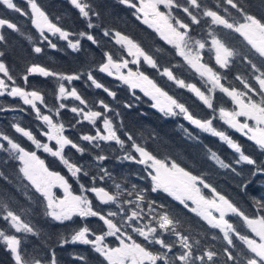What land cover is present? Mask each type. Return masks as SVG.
I'll return each mask as SVG.
<instances>
[{"label": "snow or ice", "instance_id": "snow-or-ice-1", "mask_svg": "<svg viewBox=\"0 0 264 264\" xmlns=\"http://www.w3.org/2000/svg\"><path fill=\"white\" fill-rule=\"evenodd\" d=\"M118 2L134 9L133 14L138 20L154 29L162 40L175 49L176 54L182 57L187 66L199 76L203 89L195 83H187L184 79L177 77L169 67L161 69L153 56L146 52L138 43L119 31L113 33L108 29L103 30V35L105 37L112 36L115 43L124 48L128 56L133 59L131 61L124 58L117 60L114 59L111 53L105 52V60L98 67L99 72L106 73L109 76L115 75L117 79L132 89L139 88L154 101L152 106L165 116H182L184 120L188 121L196 129L218 137L221 142L227 144L230 149L238 154V158L235 161L236 164L244 163L253 166L247 183L242 185L245 189L248 184L253 182L254 178L258 176L264 177V164H258L254 158L245 154L241 145L234 141L226 131L218 130L214 126V121L218 119L224 125H227L228 128L234 129L248 140L254 142L258 149L264 153V70H261L257 64L245 57L244 59L251 65L252 79L255 80L258 87L239 74L236 75L235 80L239 81L242 88L226 85L222 82L226 77H222L218 70L204 62L202 53L208 46V40L204 38L197 39L190 35V25H199L201 23L200 16L210 18L211 25L239 33L254 52L260 58H264V20L245 12L238 5L237 0H224V2L240 13L242 22L234 18L229 20L217 11L205 7L201 0H183V2L181 0H118ZM26 3L30 13L19 7L14 0H0V5L6 6L7 9L13 10L22 16H29L32 25L39 32L41 42L46 41L52 49H56L57 44L49 38L50 36L66 41L68 47L74 51L80 50L82 39H86L94 45L98 44L95 36L88 32L81 31L78 34H73L54 23L37 3V0H26ZM69 3L87 21L89 29L96 27L92 23L91 18L93 16L99 17L100 14L93 9L88 0H69ZM161 5L167 9L166 12L161 11ZM174 9H179L186 14L190 19V23H186L180 17L173 15ZM5 27L16 32L20 31L15 23L0 18V30ZM73 35H77L79 38L73 40L70 38ZM207 35L210 37L208 50L214 52L216 65L220 69L229 67L231 58L237 55L235 50L226 46L217 37L215 31L210 30ZM4 40L5 36L0 34V42ZM29 40H31V37H29ZM32 50L37 54L43 51L40 46H34ZM3 56L4 52L0 51V57ZM141 60L151 68L156 69L161 76L167 77L169 81L174 82L179 88L187 89L203 106L210 110L211 115L207 118L197 117L184 103L165 92L139 68L136 71L129 68L126 74L122 71V69L128 68L129 63L139 65ZM0 74H2L0 76V96L7 95L12 98H19L23 105L30 106L35 112L36 118L47 127L46 131L41 130V134L46 136L48 141H55L56 147H50L49 143H42L30 130H26L19 124L12 125L15 132L26 137L37 149H43L44 152L58 158L66 166L71 176L76 178L77 183L80 181L81 174L86 177L90 176V173L85 170L83 165L72 163L65 157L64 151L68 146L81 155L84 154L86 149L64 134L65 125L63 123L54 122L53 115L42 112L38 104L43 105L45 108L48 107L42 93L38 90H26L24 87L17 85L15 77L10 73L3 60H0ZM37 74L42 77H55L60 81L58 100H67L71 97L78 101L79 105L83 106H72L70 108L72 113L80 117V119L76 120L77 124L87 121L95 127V134H83L80 137L82 141L88 142L93 149H100L101 142H114L121 149L124 148L126 142L118 135L117 127L107 115L108 112L113 111L110 106L105 101L100 100L98 104L102 111L94 110L75 87L71 88V90L66 87L64 81L71 83L79 80L81 78L79 74L66 75L56 73L38 64H32L27 67L22 79L27 83L29 76ZM87 79L91 81L95 88L103 89L108 96L115 99L116 93L99 83L91 72L87 74ZM217 92L227 97L233 107H217L214 104ZM67 107L66 104L61 102L55 111V115L59 116V109ZM126 107H130V105H126ZM2 110L0 109V111ZM21 110L23 111V109ZM52 111L53 109H48L49 113ZM240 117L245 118L243 122L239 119ZM97 121H101L100 127L96 126ZM248 121L253 123L250 124ZM125 135L127 140L131 141V149L138 156L133 155L129 151L125 152L123 156L117 157V159L133 161L144 165L146 170L150 169L148 176L151 178V192L162 191L167 193L185 208H189L187 202L191 201L195 207L189 208V210L207 221L211 228L218 229L222 233V238L227 245L223 249L226 257L225 264H227V261H233L234 264H264V215L249 217L230 200L216 193L214 188L211 191L215 193L218 199L209 200L205 198L197 184H202L204 188H211V186L205 183L201 177L192 175L175 161L169 162L165 159L157 158L145 146L137 143L131 134L125 133ZM0 140L7 142V147H5L4 143H0V150L7 152L11 159L20 162L19 171L23 174V178L46 201V216L60 223L71 221L73 217H80L81 219L97 217L106 226L107 231L97 234L85 224L74 230L69 237L61 238V246L68 243L90 245L92 250L103 257L107 264H158V262H162V264H195L196 260L204 264L205 258L208 262H212L214 257L217 256V252L212 250L204 251L202 255H194L190 237L177 230V225L180 223L179 220L166 210L158 212L156 209H163L164 206L156 205L155 201L147 200L146 193L149 189L140 188L136 184H133L131 189H128L115 181H113L114 191H110L103 186H96L98 180L112 179L107 169L100 167L99 175L90 176L91 186L80 183V194H73L68 180L60 173L50 171L35 151H27L21 144L2 132H0ZM211 158L221 168H232L230 164L225 163L214 152L211 153ZM93 159L97 162H102L108 157L99 154L94 156ZM232 171L235 172L236 169L232 168ZM239 174L237 172V175ZM2 176L3 173L0 172V177ZM57 187L63 190L64 195L62 198L57 197L53 192V189ZM87 193L94 194L95 199L101 205H115L118 211L108 210L103 213L100 210H96L93 207V200L89 198ZM125 196L134 197V199L125 198L121 200V197ZM145 201H147L148 208L147 216H145L144 208L142 207ZM257 203L258 209L264 211V203ZM125 206L128 207L126 208ZM213 212L218 213V216L214 215ZM230 214L239 217L253 236L243 235L237 231L234 224L226 219ZM117 216H120L119 223L113 219ZM146 219L147 222H143ZM0 220L6 223L5 228H0V244H3L6 250L11 253L14 264H43L40 259L29 257L22 248V243L28 235L35 236L38 233L29 222L22 219L20 214L8 206L4 196H0ZM10 229H14V234H9ZM129 229L142 237L148 245H158L160 250L154 251L136 242L129 233ZM16 234L23 235L18 236ZM109 236L115 237L119 241V246L110 247L105 243L106 237ZM166 236H173L175 240L169 242L165 239ZM234 237L247 249L246 252L242 251L239 253L242 257L241 260H237V255H234L231 250L236 248ZM177 243L182 251L173 253ZM196 243L198 244L199 241H196ZM170 253H173V255L170 256ZM76 259L84 260L85 258L79 256ZM48 264H57L54 251Z\"/></svg>", "mask_w": 264, "mask_h": 264}, {"label": "trees", "instance_id": "trees-1", "mask_svg": "<svg viewBox=\"0 0 264 264\" xmlns=\"http://www.w3.org/2000/svg\"><path fill=\"white\" fill-rule=\"evenodd\" d=\"M14 2L24 11L30 13L26 0H14ZM88 2L100 14L99 17L93 16L91 18L92 23L96 25L92 29L87 27V21L80 16L79 11L69 1L37 0V3L54 23L73 34H78L81 31L88 32L98 40V44L94 45L90 41L82 39L81 47L78 51L69 48L66 41L50 36L49 38L57 44V48L52 49L46 41L41 42L39 32L32 25L29 16H22L13 10L7 9L6 6L0 5V18L15 23L20 29L19 32L6 27L0 30V34L5 36V40L0 42V51L4 52V56L0 57V60H3L9 68L10 73L16 79L17 85L24 87L26 90H38L42 93L48 106L45 108L43 105L38 104L42 112L53 115L54 122L63 123L65 125L64 134L86 149L84 154L81 155L68 146L64 151L65 157L72 163L83 165L85 170L90 173V176L99 175L100 167L107 169L111 174L112 179L98 180L96 186H103L110 191H114L113 181H115L128 189H131L133 184L140 188L149 189L146 193L147 200L155 201L156 205L164 206L163 209L157 208L158 212L166 210L179 220L180 223L177 225V230L190 237L194 255H202L207 250L216 251L217 256L214 257L213 261L208 262L205 258L204 264H225L226 257L223 249L227 245L220 233L212 230L204 220L193 214L189 210L191 208L190 205L189 208H185L180 202L162 191L151 192V178L148 176V171L150 170H146L144 165L117 159V157L123 156L125 152L129 151L133 155L138 156L131 149V141L127 140L125 133L131 134L137 143L145 146L157 158L165 159L169 162L175 161L192 175L201 177L205 183L211 186L209 189L214 188L216 193L230 200L249 217L264 215V211L258 209L257 203H264V177L258 176L254 178L253 182L248 184L245 189L242 185L247 183L253 166L244 163L236 164L235 161L238 158V154L226 144L214 136L202 133L183 119H167L153 109L148 97L141 93L131 92L127 87L121 85L119 81H112L102 75L98 67L105 60V52L111 53L114 59L124 58L128 60L125 49L116 44L112 36L105 37L103 35V30L108 29L113 33L119 31L138 43L146 52L153 56L161 69L169 67L177 77L184 79L187 83H195L203 88L199 76L187 66L182 57L176 54L175 49L171 45L160 38L154 29L136 18L133 14L134 9L120 4L118 0H88ZM201 2L205 7L217 11L229 20L234 18L242 22L240 13L236 9L231 8L230 5H227L224 0H201ZM237 3L248 14L264 20V0H237ZM161 11H164V9L161 8ZM173 15L180 17L186 23H190V19L179 9H174ZM200 19L201 23L199 25H190V35L197 39L204 38L208 40V46L202 53L204 62L218 70L222 77H226V79L222 80L226 85L242 88L239 81L235 80L236 75L239 74L258 87L255 80L252 79L251 65L244 58L247 57L257 64L261 70H264V58H260L238 33L211 25L210 18L200 16ZM210 30L215 31L217 37L237 53L236 56L231 58L229 67L225 69H220L216 65L214 52L208 50L210 37L207 34ZM29 37H31V40H29ZM70 38L75 40L79 37L73 35ZM34 46H40L43 51L39 54L35 53L32 50ZM32 64H38L56 73L66 75L79 74L81 76L79 80L71 83L64 81L66 87L69 90L75 87L94 110L102 111L98 104L100 100L105 101L110 106L113 111L108 112L107 115L117 127L118 135L126 142L124 148L121 149L114 142H101L100 149H93L88 142L82 141L80 137L83 134H95V127L88 122L77 124L76 120L80 119V117L72 113L70 108L72 106H83L72 98L62 101L57 99L60 81L55 77H42L38 74L31 75L28 82L25 83L22 77L27 67ZM137 68L149 76L169 95L184 103L197 117L207 118L211 115L210 110L202 106L201 102L192 93L186 89L179 88L174 82L169 81L167 77L161 76L156 69L145 64L143 60H141L139 65H135L133 70L136 71ZM89 72L92 73L99 83L116 93L115 99L108 96L103 89H97L91 84V81L87 79ZM61 102L68 107L59 109V116H56L55 111ZM214 104L217 107H233L231 101L219 92L215 95ZM126 105H130V107H126ZM49 108L53 109L51 113L48 112ZM0 109H3L0 111V132L21 144L27 151H35L50 171L58 172L68 180L73 194H80V183L91 186L90 176L86 177L81 174L80 181L77 183L76 178L71 176L66 166L58 158L37 151L31 141L15 132L12 125L19 124L26 130H30L42 143H48L47 137L41 134V130L46 131L47 127L36 118V114L30 106L23 105L19 98L0 96ZM73 125L75 126L73 127ZM96 126L100 127L101 121H97ZM214 126L218 130L226 131L234 141L241 145L245 154L254 158L258 164H264V153L253 145L250 140L233 133L218 119L214 121ZM0 143H4L5 147H7L6 141L0 140ZM53 148H55L54 145ZM213 152L225 163L235 168L236 171H232V168H221L211 158V153ZM99 154L106 155L108 159L102 162L95 161L93 157ZM20 167L21 164L18 160L11 159L7 152L0 150V172L3 173V176L0 177V196H4L8 206L20 214L22 219L29 222L38 233L35 236L28 235L24 239L22 248L26 251V254L29 257L40 259L43 264H48L53 251L55 252L57 264H107L103 257L92 250L90 245L78 243L60 245L61 238L69 237L74 230L85 224L97 234L107 231L103 222L97 217H88L87 219L76 217L64 223L52 222L45 215L46 201L23 178V174L19 171ZM237 172L240 174L237 175ZM87 195L93 200V207L96 210H100L103 213L109 210V207L101 205L92 193H87ZM125 198L134 199V197L125 196L121 197V200ZM142 207L144 208L145 216H147V201L142 204ZM113 219L117 223L120 222L119 219ZM229 221L234 224L237 231L241 234L253 236L239 217L232 216ZM143 222L146 223L147 219ZM5 227L6 223L0 220V228ZM129 233L132 234L131 231ZM171 237L172 240H175V237ZM233 239L236 248L231 250L234 255H237V260H241L242 257L239 253L242 251L246 252L247 249L238 239L235 237ZM196 241H199V243L197 244ZM136 242L154 251L160 250L158 245H146L140 240H136ZM105 243L110 247L118 246L116 238H112ZM180 251L182 249L177 243L173 253H179ZM173 253L169 255L171 256ZM79 256H83L85 259H76ZM0 264H14L11 253L6 250L3 244H0ZM158 264H162V262H158ZM195 264H202V262L196 260ZM227 264H234V262L227 261Z\"/></svg>", "mask_w": 264, "mask_h": 264}, {"label": "rangeland", "instance_id": "rangeland-1", "mask_svg": "<svg viewBox=\"0 0 264 264\" xmlns=\"http://www.w3.org/2000/svg\"><path fill=\"white\" fill-rule=\"evenodd\" d=\"M67 1H69V0H67ZM160 8H163L164 9V11L166 12L167 11V9H165L164 7H163V5H161L160 6ZM146 25V24H145ZM148 26V25H147ZM239 34V33H238ZM240 35V34H239ZM241 36V35H240ZM126 51V50H125ZM126 53H127V51H126ZM128 55V54H127ZM133 58L131 57V56H128V60L129 61H131ZM183 59V58H182ZM136 64H132V63H129V65H128V68H126V69H122V71L126 74L127 73V71H128V69L130 68V69H132L133 70V67L135 66ZM134 71V70H133ZM119 82L121 83V85H123V86H125V87H127L131 92H137V93H141V94H143V95H145L144 94V92H142L139 88H136V89H132V88H130L127 84H124L122 81H120L119 80ZM203 89V88H202ZM187 90V89H186ZM193 95V94H192ZM4 96H7V95H4ZM146 96V95H145ZM194 96V95H193ZM3 97V96H2ZM9 97V96H8ZM149 97V96H148ZM195 97V96H194ZM69 98H71V97H69ZM150 98V97H149ZM151 99V98H150ZM152 103H154V101L152 100ZM205 107V106H204ZM157 112H159V113H161V114H163L162 112H160L157 108H154ZM164 115V114H163ZM166 117H168V118H170V117H176V116H166ZM239 119H245L244 117H240ZM84 122H87V121H84ZM250 124L251 123H253L252 121H248ZM202 133H204V132H202ZM205 134H208V133H205ZM208 135H210V134H208ZM212 136V135H211ZM216 138H218V137H216ZM219 139V138H218ZM48 143H49V146L50 147H53V145L55 146V141H48ZM224 143V142H223ZM51 144H53V145H51ZM225 144V143H224ZM227 145V144H226ZM56 147V146H55ZM37 151H39V152H42V153H44V154H46V155H51L50 153H46V152H44L43 151V149H37ZM52 156V155H51ZM150 170V169H149ZM26 180V179H25ZM27 181V180H26ZM28 182V181H27ZM29 183V182H28ZM198 186V185H197ZM199 187V186H198ZM200 189H201V194L203 193V189H202V187L200 186ZM61 191V189L59 188V187H57V188H54L53 189V192L55 193V195L57 196V197H63V195H64V193L63 192H61L60 194L61 195H59V192ZM167 194V193H166ZM210 200V199H209ZM189 203H190V205L192 206V207H195V205L191 202V201H188ZM109 210H112V211H118V209L116 208V206L115 205H110V207H109ZM48 217V216H47ZM73 218H76V217H73ZM116 219H119L120 220V216H117V217H115ZM48 219L49 220H51L52 222H54V223H60V222H57V221H54V220H52L50 217H48ZM204 220V219H203ZM205 221V220H204ZM66 222V221H65ZM206 223H207V221H205ZM208 224V223H207ZM11 230V232H9L10 234H14V229H10ZM134 235H136V236H138L136 233H133ZM16 235H20V234H16ZM140 237V236H139ZM112 238H115V237H112V236H109V237H106V239H105V242L106 241H109V240H111ZM141 239H143L142 237H140ZM144 240V239H143ZM146 242V241H145Z\"/></svg>", "mask_w": 264, "mask_h": 264}, {"label": "flooded vegetation", "instance_id": "flooded-vegetation-1", "mask_svg": "<svg viewBox=\"0 0 264 264\" xmlns=\"http://www.w3.org/2000/svg\"><path fill=\"white\" fill-rule=\"evenodd\" d=\"M146 97H148V96H146ZM149 98V97H148ZM196 98V97H195ZM150 99V98H149ZM197 99V98H196ZM150 101H151V103H152V99H150ZM152 105H153V103H152ZM203 106V105H202ZM153 107V106H152ZM153 109H154V107H153ZM155 110V109H154ZM156 111V110H155ZM157 112V111H156ZM159 113V112H158ZM160 115H162V116H164V117H166L165 115H163V114H161V113H159ZM167 119H173V120H176V119H178V120H180V119H183V117L182 116H176V117H170V118H168V117H166ZM184 120V119H183ZM241 120V122H243L244 120L243 119H240ZM186 121V120H185ZM188 124H189V122L188 121H186ZM190 125V124H189ZM192 126V125H191ZM227 126V125H226ZM194 127V126H193ZM230 129V128H229ZM231 130V129H230ZM232 131V130H231ZM233 132V131H232ZM234 133V132H233ZM236 134V133H235ZM238 135V134H237ZM238 136H240V135H238ZM240 137H242V136H240ZM242 138H246L245 136L244 137H242ZM247 139V138H246ZM199 187L201 186L202 187V189H203V193H202V195L205 197V198H207V199H214L215 198V193H213L212 191H211V189H209V188H204L203 187V185L202 184H197ZM61 192H63V190L61 189V191L59 192V195H60V193ZM173 198V197H172ZM174 199V198H173ZM177 201V200H176ZM179 202V201H178ZM189 205H190V203L189 202H187ZM103 206H108V207H110V205H103ZM191 206V205H190ZM126 208L128 207V206H125ZM191 208H193L192 206H191ZM193 214H196L195 212H193ZM213 214L214 215H216V216H218V213H215V212H213ZM197 215V214H196ZM232 216H235V215H229V216H227L226 217V219H230V218H232ZM200 217V216H199ZM201 218V217H200ZM202 219V218H201ZM203 220V219H202ZM120 221V220H119ZM212 230H214V231H216L217 233H220L219 232V230L218 229H213V228H211ZM128 231H131L130 229L128 230ZM221 235H222V233H220ZM132 237H133V239H135V240H140V241H142L143 243H145L146 245H148L147 244V242H145L143 239H141L139 236H136V235H134L133 234V232H132ZM166 240H168L169 242H171L172 241V237L171 236H168V238H166ZM118 246H119V241H118ZM199 262H201V261H199Z\"/></svg>", "mask_w": 264, "mask_h": 264}, {"label": "water", "instance_id": "water-1", "mask_svg": "<svg viewBox=\"0 0 264 264\" xmlns=\"http://www.w3.org/2000/svg\"><path fill=\"white\" fill-rule=\"evenodd\" d=\"M101 73V72H100ZM102 75H104L105 77H107V78H109L110 80H112V81H119V79H117L116 78V76L115 75H113V76H109V75H107L106 73H101ZM190 124V123H189ZM191 125V124H190ZM193 126V125H192ZM199 130V129H198ZM234 133H236V134H238V135H240V136H242V137H244L243 135H241L239 132H236L234 129H231ZM253 145H255L254 144V142H252V141H250ZM256 146V145H255ZM94 195V194H93ZM215 198H217L218 199V197H216L215 196ZM98 201V200H97ZM99 202V201H98ZM100 203V202H99Z\"/></svg>", "mask_w": 264, "mask_h": 264}]
</instances>
